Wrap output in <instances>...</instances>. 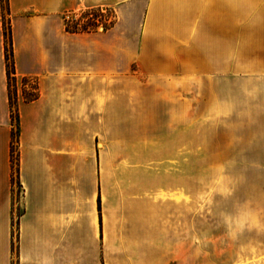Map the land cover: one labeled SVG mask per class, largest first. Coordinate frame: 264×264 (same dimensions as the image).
<instances>
[{
	"label": "crops",
	"instance_id": "0c3cea01",
	"mask_svg": "<svg viewBox=\"0 0 264 264\" xmlns=\"http://www.w3.org/2000/svg\"><path fill=\"white\" fill-rule=\"evenodd\" d=\"M6 4L18 163L0 0V264H169L178 198L153 180L151 156L168 151L152 145V124L182 122V105L153 91L172 86L169 75L182 90L184 74H232L233 53L247 57L248 28L264 36V0ZM100 7L115 10L111 28L66 30V13ZM30 80L38 95L26 100Z\"/></svg>",
	"mask_w": 264,
	"mask_h": 264
},
{
	"label": "rangeland",
	"instance_id": "374dc122",
	"mask_svg": "<svg viewBox=\"0 0 264 264\" xmlns=\"http://www.w3.org/2000/svg\"><path fill=\"white\" fill-rule=\"evenodd\" d=\"M1 12L7 20L6 0ZM64 18L84 20L82 10ZM255 29L248 28L247 57L233 53L232 74H184L182 90L169 75L173 85L153 91L182 105V122L152 124V145L168 151L151 156L153 180L178 198L169 210L177 243L169 264H264V36ZM207 79L213 90H205Z\"/></svg>",
	"mask_w": 264,
	"mask_h": 264
},
{
	"label": "trees",
	"instance_id": "16d2710c",
	"mask_svg": "<svg viewBox=\"0 0 264 264\" xmlns=\"http://www.w3.org/2000/svg\"><path fill=\"white\" fill-rule=\"evenodd\" d=\"M4 0H1V4ZM9 15V12H8ZM115 23V18L108 23H103V31L111 28ZM99 23L96 21H91L90 24H84L81 27H78L77 24L73 26L65 25V28L69 32H95L97 31ZM3 29H4V38H5V58L7 65V75H8V89H9V102L11 106V117L13 121V125L15 127L14 136H13V144H12V162L13 167L17 171V122H18V109H17V77L15 75V63H14V53H13V41H12V33H11V22L10 17L8 16L7 20L3 17ZM13 82V83H12ZM27 82L26 78H22V83L25 84ZM34 91L26 92L25 99L31 100L36 98L38 95L36 86H33ZM15 171V172H16Z\"/></svg>",
	"mask_w": 264,
	"mask_h": 264
},
{
	"label": "built area",
	"instance_id": "2783aa9c",
	"mask_svg": "<svg viewBox=\"0 0 264 264\" xmlns=\"http://www.w3.org/2000/svg\"><path fill=\"white\" fill-rule=\"evenodd\" d=\"M107 9L109 8L102 9V7H100V8L79 9V10H82V15H83L84 20L80 23L79 21H74L72 19L65 20L64 18L65 25L68 24L69 26H73L77 24L78 27H81L84 24H90V22L94 20L97 23H99L98 27L99 26L102 27L103 23H108L115 18L113 13H110V11ZM71 17L73 18L74 16H71ZM66 18L70 19L69 15H66ZM98 27H97V30H98ZM102 30H103V27H102ZM28 84L34 85L35 82L33 80H30Z\"/></svg>",
	"mask_w": 264,
	"mask_h": 264
}]
</instances>
